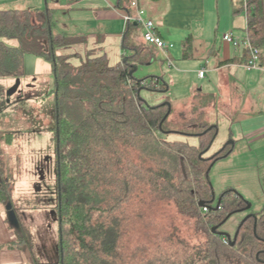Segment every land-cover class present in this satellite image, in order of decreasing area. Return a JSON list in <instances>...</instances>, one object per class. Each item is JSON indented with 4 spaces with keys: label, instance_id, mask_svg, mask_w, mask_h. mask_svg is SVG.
<instances>
[{
    "label": "trees",
    "instance_id": "16d2710c",
    "mask_svg": "<svg viewBox=\"0 0 264 264\" xmlns=\"http://www.w3.org/2000/svg\"><path fill=\"white\" fill-rule=\"evenodd\" d=\"M242 1L246 35L259 49L260 58L263 0ZM51 15L49 8L0 10V76H19L25 53L49 62L53 75L49 94L54 96L59 242L57 256L30 264H128L124 212L132 196L147 192L152 199L171 201L180 214L193 219L204 241L174 247L180 252L155 250L137 263L264 264V210L239 223L234 239L219 232L227 215L244 209L246 202L232 189L215 196L209 172L212 163L227 152L223 148L203 156L214 141L215 125L203 122L200 115L184 128H175L169 121L172 105L167 98L153 102L142 97V90L166 92L167 83L158 75L136 74L146 61L137 57L138 48L115 65L105 55L91 52L79 59V65L73 64L69 59L75 54L58 51L85 38L54 32ZM4 38L17 40V45L6 44ZM133 66L136 69L130 73ZM178 134L194 137L195 142L167 139ZM8 180L0 172L4 204L12 203ZM18 229L27 235L26 244L30 242L23 226Z\"/></svg>",
    "mask_w": 264,
    "mask_h": 264
},
{
    "label": "crops",
    "instance_id": "0c3cea01",
    "mask_svg": "<svg viewBox=\"0 0 264 264\" xmlns=\"http://www.w3.org/2000/svg\"><path fill=\"white\" fill-rule=\"evenodd\" d=\"M128 3V0H0V10L49 8L54 32L85 38L70 46L83 50L78 62L91 52L105 55L108 63L115 65L125 57L133 56L136 51L132 49L138 48L137 57L146 60L145 75L162 77L167 83L165 94L170 92V83L177 78L186 77L190 83L189 73L197 79H208L200 86L198 82L188 85L186 102L174 94L169 101L173 108L198 104V107L209 110L207 122L216 127L214 140L219 123L224 125L227 134L221 136L220 144H225L219 149L228 146L226 155L234 153L238 157L237 169L245 174L243 183L249 181L248 186L243 187L244 194L249 197L247 193L251 188L254 195V189L259 187L262 196H257L258 202L264 203V45L260 48L261 69H248L244 66L247 61L245 48L222 38L227 32L240 37L246 35L247 19L241 10L243 1L141 0L146 15L155 23L157 34L171 45L168 56L174 64V71H170V75L158 68V64L164 62L163 53L145 43L139 25L125 22ZM262 11L264 17V0ZM168 67L166 70H171L172 67ZM201 69H204L202 77L198 75ZM159 95L156 101L167 98ZM147 96L154 98L153 94ZM253 181H256V187ZM4 205L0 201V264H30L34 259L46 262L55 257L56 243L51 236L50 223L46 227L42 218L33 217L27 229L21 222L22 216L26 221L25 213L19 215L12 204L17 218L15 225L10 222ZM19 225L30 234L27 244V235L19 231ZM42 225L46 227V235L35 229Z\"/></svg>",
    "mask_w": 264,
    "mask_h": 264
},
{
    "label": "rangeland",
    "instance_id": "374dc122",
    "mask_svg": "<svg viewBox=\"0 0 264 264\" xmlns=\"http://www.w3.org/2000/svg\"><path fill=\"white\" fill-rule=\"evenodd\" d=\"M3 40L10 46L17 45L15 39L4 38ZM58 52L75 54L74 57L69 59L75 65H79L77 58L84 53L78 46H75V48L69 47ZM163 59L164 62L159 63L158 68L163 69L167 75L170 71H174V64L173 62L169 64V67L172 68L166 70L168 60L165 57ZM145 69H147V65L143 63L136 74L145 75L147 73ZM189 74L190 83H188L189 80H186V77H176L177 81H174L173 84L170 83L168 94L159 93V95L154 93V98L149 99L147 94L150 95L151 92L142 90L141 96L156 102L158 100L157 95L160 98L167 97L170 100L172 94H174L176 98L183 99L186 102L189 92L188 85L198 82L197 85L200 86L204 81L208 82V79H197L193 73ZM16 79H19V85L15 92L9 94L8 91L14 86ZM52 87L53 75L49 62L29 53L22 56V73L19 76H0V172L3 178L9 179L7 194L14 208L19 215L22 216L24 213L26 215V221H23V216L21 218L24 227L30 228V218L38 217L39 220L42 218L44 226L47 227L50 223L52 239L55 243H58L59 224L57 220H53L49 216L48 211L56 209L57 204L54 176L55 134L52 131L55 124L54 96L51 93L49 94ZM174 102L176 103L175 100ZM184 102L182 104H185ZM197 105L172 107L169 117L170 124L175 128H184L189 121L196 120L200 115H202L203 122H207L209 110L206 108L204 110ZM195 107L198 108L194 109ZM186 129L193 130L192 127ZM226 134L227 130L224 125L219 123L218 134L213 141V146L211 145L212 148L210 147L203 156H209L219 151V148L225 144H220L221 136ZM8 138L11 139L10 143H6ZM174 138L189 139L188 141L195 142L194 137L182 135L167 137L170 141ZM225 154L212 163L209 172L215 196L217 197L225 190L232 189L243 198L245 197L244 199L252 201L251 209L230 214L220 227V230L232 236L241 219L249 212L258 213L264 210V203L258 202L259 198L257 196H262L259 187L254 189V195L251 188L247 193L249 197L244 194L243 187L249 181L243 183L245 174L237 169L238 161L236 158L238 157L234 153ZM47 155L51 159L49 163L50 170L46 172L45 181L41 183L42 187L37 191L34 190L33 186L36 182L40 184L41 181L38 179L36 167L41 165ZM254 186L256 187V181ZM139 198L143 199L142 203L139 202ZM43 225L42 227H35V229L46 235L48 232L45 231L46 227ZM124 232L123 245L125 254L129 256L130 262L128 264H139L136 261L140 257L142 259V256H146L155 250H159L160 254H164L166 251L172 252L173 250L180 252L181 249H175L174 247H181L183 246L182 243L192 247L191 245L204 241V236L197 230L193 219L180 214L171 201L152 199V194L149 192L134 195L129 199L127 209L124 212ZM55 256H57L56 253Z\"/></svg>",
    "mask_w": 264,
    "mask_h": 264
},
{
    "label": "built area",
    "instance_id": "2783aa9c",
    "mask_svg": "<svg viewBox=\"0 0 264 264\" xmlns=\"http://www.w3.org/2000/svg\"><path fill=\"white\" fill-rule=\"evenodd\" d=\"M141 0H129L128 9L124 13L126 23H136L139 25L141 35L145 43L153 45L163 53V56L168 60V65L171 60L168 56V48L166 42L157 34L154 21L146 15L145 9L140 4ZM223 40L233 44L234 46L242 45L248 53L247 61L244 66L248 69H261L259 64V49L252 44L247 35L244 37L236 36L232 32L223 34ZM204 69L198 71L200 77L203 76ZM206 208L204 207V210Z\"/></svg>",
    "mask_w": 264,
    "mask_h": 264
},
{
    "label": "flooded vegetation",
    "instance_id": "af4514ba",
    "mask_svg": "<svg viewBox=\"0 0 264 264\" xmlns=\"http://www.w3.org/2000/svg\"><path fill=\"white\" fill-rule=\"evenodd\" d=\"M50 158H49V156L47 155L46 157H44V160L41 162V165L40 166H37L36 168H37V174H38V179L41 181H39L40 182V184L38 183V182H36V184L33 186V188H34V190H37V188H39V190L41 189V187H42V185H41V183L43 182V181H45V178H46V176H45V174H46V172H48L49 170H50V165H49V163H50ZM42 164H44L45 166H43ZM38 191V190H37ZM218 200V199H217ZM251 203V202H250ZM252 204V203H251ZM219 205V200L217 201V205L216 206H218ZM56 206H57V204H56ZM56 206H55V208H56ZM246 207V206H245ZM249 209H251V205H250V207L249 208H247V209H242V210H240V211H237V212H235V213H240V212H244V211H248ZM49 211V216H51V218L53 219V220H57V218L60 220V218H59V214H58V212H57V210L56 209H51V210H48ZM255 213H247L245 216H247V215H254ZM244 216V217H245ZM243 217V218H244ZM228 217H226V219H227ZM242 218V219H243ZM226 219H225V221H226ZM242 219H241V221L239 222V223H241L242 222ZM225 221H224V223H225ZM223 223V224H224ZM58 224H59V222H58ZM222 224V225H223ZM238 226V225H237ZM221 227V226H220ZM221 231H223V230H220L219 229V232H221ZM236 231H237V228L235 229V231L233 232V239L235 238V234H236ZM225 232V231H224ZM232 236L230 235V238H231Z\"/></svg>",
    "mask_w": 264,
    "mask_h": 264
},
{
    "label": "water",
    "instance_id": "95a60500",
    "mask_svg": "<svg viewBox=\"0 0 264 264\" xmlns=\"http://www.w3.org/2000/svg\"><path fill=\"white\" fill-rule=\"evenodd\" d=\"M49 32H51V28H50V27H49ZM125 59H126V57L124 58V60H125ZM135 69H136V66H133V68L130 70V73H132L133 70H135ZM18 85H19V79H16L14 86L8 91L9 94L15 92L16 89H17V87H18ZM229 142L232 144V141H229ZM225 155H226V154H225ZM38 189H39V188H37V190H38ZM241 197H242V196H241ZM242 198H243V197H242ZM243 199H244V198H243ZM244 201L246 202V207H245V209L249 208L250 205H251L250 201H248L247 199H244ZM199 204L202 206L204 203H203L202 201H200ZM5 208L7 209V214H8V218H9L10 222H12L13 224L17 225L16 213H15L14 209L12 208V204H11L10 202H7V203L5 204ZM59 208H60V204H59ZM228 216H229V215H227V217H228ZM248 216H249V215L245 216V217L242 219V222H243ZM59 229H60V220H59ZM213 230H215V229L213 228ZM220 233L223 234V235H226L228 238H230V234H229V233L224 232V231H221ZM231 243H233V241H232Z\"/></svg>",
    "mask_w": 264,
    "mask_h": 264
}]
</instances>
